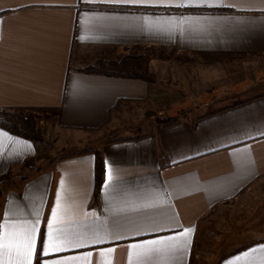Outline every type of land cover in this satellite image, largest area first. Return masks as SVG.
I'll use <instances>...</instances> for the list:
<instances>
[{
	"label": "crops",
	"instance_id": "1",
	"mask_svg": "<svg viewBox=\"0 0 264 264\" xmlns=\"http://www.w3.org/2000/svg\"><path fill=\"white\" fill-rule=\"evenodd\" d=\"M181 18L188 20L183 33L168 30ZM140 53L151 55L153 82L82 70L98 59ZM187 65L199 72L224 71L222 89L201 75L193 82ZM261 73L264 0L183 7L0 0V107L35 112L41 127L47 125L39 143L0 128L7 133L0 137V178L6 177L0 180V222L7 212L19 228L39 214L33 264L85 252H92L87 264H129L128 244L185 228L193 231L182 258H153L147 264H264ZM188 84L198 89L187 91ZM148 109L160 113L157 118L179 122L157 121L144 129L152 119L143 116ZM185 109L189 113H180ZM133 118L143 120L132 124ZM118 127L134 131L103 140L99 147L56 155L46 149L49 133L56 140L68 132L72 140L75 133ZM89 149L101 151L104 160L97 203L91 202L94 153L58 159ZM38 155L43 157L29 166L36 170L26 174L24 162ZM106 166L113 176L107 187ZM20 168L25 170L18 173ZM58 192L65 229L107 231L101 243L40 255ZM107 248L115 251L102 252ZM249 249L256 251L243 256Z\"/></svg>",
	"mask_w": 264,
	"mask_h": 264
},
{
	"label": "snow or ice",
	"instance_id": "2",
	"mask_svg": "<svg viewBox=\"0 0 264 264\" xmlns=\"http://www.w3.org/2000/svg\"><path fill=\"white\" fill-rule=\"evenodd\" d=\"M115 4H177L183 7L185 4L206 5L222 3V0H108ZM231 7H235L232 5ZM187 18H181L171 24L168 30H178L181 33L185 31ZM7 133L0 130V137ZM14 139V138H10ZM113 180L111 169L106 166V178L104 185L107 187ZM34 219L25 220L22 227H17L15 222H9L8 213L5 212V219L0 222V259L7 257L5 264H33V258L37 254V235L40 227L39 214L34 213ZM64 209L60 204V194L57 193V203L51 210V216L47 220V235L42 241L41 256H47L50 253H58L67 249L80 248L86 244L101 243L104 237L108 236L107 231L101 234L99 231H77L68 232L65 227ZM192 228H185L183 232L170 236H162L157 239L143 240L137 243H130L128 248L129 264H147V261L153 258L183 257L187 251L190 240L188 234ZM119 238V237H116ZM264 248V245H260ZM113 248L102 249V252L112 253ZM256 249H249L248 253H242L247 256ZM92 252H85L82 257L66 256L62 259L45 260L44 264H69L70 261L83 259L87 264L88 258ZM238 259V258H236Z\"/></svg>",
	"mask_w": 264,
	"mask_h": 264
},
{
	"label": "trees",
	"instance_id": "3",
	"mask_svg": "<svg viewBox=\"0 0 264 264\" xmlns=\"http://www.w3.org/2000/svg\"><path fill=\"white\" fill-rule=\"evenodd\" d=\"M150 61L151 55L148 53L127 54L119 60L98 59L94 63L82 68V70L112 76L140 78L147 82H153L156 80V76L150 68ZM157 120L168 125H173L179 122L177 117L157 118ZM0 128L7 130L14 135L27 138L35 143L44 140V132L40 125V118L35 112L0 107ZM88 152H92L95 155V181L91 202L97 203L104 176V160L101 151L92 149L83 150L61 155L58 159L68 158ZM40 157L43 156L38 155L26 160L23 167L32 166L35 159H39Z\"/></svg>",
	"mask_w": 264,
	"mask_h": 264
},
{
	"label": "rangeland",
	"instance_id": "4",
	"mask_svg": "<svg viewBox=\"0 0 264 264\" xmlns=\"http://www.w3.org/2000/svg\"><path fill=\"white\" fill-rule=\"evenodd\" d=\"M161 56H159L160 58ZM174 57V59H179L177 58L178 56H172ZM155 60L153 59V62ZM152 62V63H153ZM174 63V65L178 64V61L175 60V62L173 61L172 64ZM187 68V73L188 75L190 76L189 78L194 82L195 78L199 75H201L203 78L207 79V78H210V79H214L215 80V87H218L220 89H222L223 87V77L225 76V72L224 71H204L205 69L201 70V72L197 71L195 68L193 67H189L188 65L186 66ZM261 74H264V73H261ZM193 77V78H192ZM194 85V83H192ZM193 85L191 84H188V86H185L184 88L189 91L190 89V86H191V90H194V89H198V88H195L193 87ZM193 87V88H192ZM190 94V93H189ZM188 94V95H189ZM186 95V96H188ZM192 97H196V92L192 93ZM182 114H185V113H189V111L187 109H185L184 111L181 110ZM160 114V113H159ZM159 114L155 111V110H152V109H148L145 111V113L143 114V116H146V117H152V119L149 120V124L146 128L144 129H150V128H153L154 125L157 123V116H159ZM155 117V118H154ZM162 119V118H161ZM143 119L140 118L139 119H136V118H133L131 119L130 121H132L133 123L132 124H140L142 122ZM43 132H44V136H45V132H46V128H47V125H43ZM134 131V127L132 129L130 128H124V127H118V128H115V129H110V130H103L100 134H97V133H89V132H80V133H75L73 135V139L71 140L69 135H68V132L66 134H61L59 135L56 140L54 139L55 137V134L54 133H49L47 135L46 138V141H45V145H46V149L47 151H49L50 153L52 154H62V153H68V152H73L75 151L76 149H82V148H88V147H99L100 146V143L101 141L103 140H107V139H112V138H115V137H119L125 133H128V132H132ZM82 138L85 140H83V143L79 142L78 141V138ZM54 140V141H53ZM36 161V159H35ZM34 161V163H35ZM25 168H20L18 170V173H21L22 171H24ZM36 170V167L34 168H28L26 170V174H33L34 171ZM17 173V172H16ZM8 177V176H7ZM6 178V177H5ZM5 178L1 177L0 180H4ZM16 180V179H15ZM14 180L12 179V182ZM1 183L3 184H11L10 181H2ZM211 247H209L206 252H209Z\"/></svg>",
	"mask_w": 264,
	"mask_h": 264
}]
</instances>
